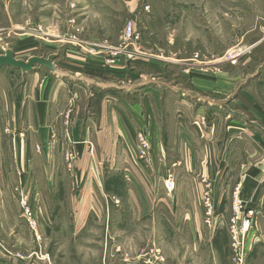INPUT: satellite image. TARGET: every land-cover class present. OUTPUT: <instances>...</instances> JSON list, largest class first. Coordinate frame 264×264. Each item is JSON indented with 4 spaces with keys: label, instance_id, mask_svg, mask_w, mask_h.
<instances>
[{
    "label": "rangeland",
    "instance_id": "1",
    "mask_svg": "<svg viewBox=\"0 0 264 264\" xmlns=\"http://www.w3.org/2000/svg\"><path fill=\"white\" fill-rule=\"evenodd\" d=\"M42 9L55 15L50 20L46 15L39 18L43 32L39 28L35 33L31 10L45 13ZM128 21L136 25L140 40L126 50L139 41L147 48L157 45L171 58L184 54L203 74L215 78L221 72L228 74L229 94L222 103L240 114L234 118L241 120L239 125L263 136L254 157L242 152L247 159L240 167L247 168L251 162L260 165L264 154V0H0V54L12 49L23 60L47 57L60 49L47 50L43 43H55L61 35L74 33L71 41L85 47L86 53L94 55L95 43L103 42L110 44L115 56L114 48L125 44L122 36ZM237 50L239 54L232 57ZM62 58L61 53L54 60L60 64ZM34 69L53 73L41 66ZM0 70L22 72L11 66ZM170 70L177 75L179 69ZM91 99L90 93H78L64 109H70L71 116L74 111L91 112ZM232 116L229 113V119ZM251 123L255 126L250 127ZM57 127L55 145L49 151L35 146L21 177L14 135L5 128L7 141H1V157L5 156L0 164V256L3 252L7 264H264V185L259 198L253 199L239 187L241 200L257 209L240 256L232 234L236 189L226 196V209H221L222 202L211 189L200 197L187 189L173 195L174 180L168 175L166 193L152 190L146 196L147 208L142 210L139 195L132 200L126 193L127 173L122 162H109L108 154L98 156L97 151H104L91 143L83 154L72 132L61 129V123ZM141 135L150 141L145 153L139 151ZM135 150L139 168L154 170L150 134L139 130ZM116 151L119 156L113 147ZM95 171L101 178L95 177ZM93 185L103 187L101 204L95 194L81 190ZM208 199L211 209L206 207Z\"/></svg>",
    "mask_w": 264,
    "mask_h": 264
},
{
    "label": "crops",
    "instance_id": "2",
    "mask_svg": "<svg viewBox=\"0 0 264 264\" xmlns=\"http://www.w3.org/2000/svg\"><path fill=\"white\" fill-rule=\"evenodd\" d=\"M31 12L35 33L42 29L38 26L39 18L46 15L50 20L55 15L50 11ZM73 34L61 35L55 43H43L47 50L60 49L52 52L54 58L63 54L60 64L54 60L58 74L43 69L22 74L0 70V115H3L0 120L4 124L0 128L1 165L6 127L14 135L16 161L22 165L18 171L21 177L35 146L49 151L55 145V131L61 123V129L71 131L73 140L82 145L79 148L83 154L91 143L104 151H97L98 156L108 154L109 162H122L127 173L126 193L132 200L139 195L142 210L147 208L146 196L152 190L166 193L164 182L168 175L174 180L173 195H181L187 189L186 192L200 197L211 189L215 199L222 202L221 209H226V196L237 187L245 191L247 198H259L264 185V154L260 165L251 162L245 168L240 163L247 159L243 151H248L249 158L257 154L263 136L239 125L241 120L234 119L239 113L229 119V111L222 103L230 89L227 73L221 72L216 78L208 76L199 72L197 64L187 60L184 54L167 57L157 45L147 48L140 41L129 50L122 46L114 48L115 56L110 44L98 42L96 53L90 55L85 47L71 41ZM153 48L157 51L153 52ZM129 52L131 58L127 56ZM175 66L179 69L177 75L170 70ZM78 93H90L89 106L94 109L86 113L78 111V115L74 111L75 116H71L70 109L64 107L74 102ZM139 130L150 134L154 170H142L138 166L135 145ZM113 147H117L119 156ZM91 154L94 159L95 153ZM95 177L101 178L97 171ZM102 188L93 185L81 190L95 194L97 204H101ZM1 254L0 264H7V257Z\"/></svg>",
    "mask_w": 264,
    "mask_h": 264
},
{
    "label": "built area",
    "instance_id": "3",
    "mask_svg": "<svg viewBox=\"0 0 264 264\" xmlns=\"http://www.w3.org/2000/svg\"><path fill=\"white\" fill-rule=\"evenodd\" d=\"M122 38L125 42L123 46L124 49L128 47V45H134L136 41L139 40V33L137 32L133 21H128L126 23ZM238 54L239 50H237L234 55H232V57H235ZM127 56L131 58L133 55L129 52L127 53ZM140 141L141 144L139 143V151H141V153H145L146 150L150 147V141H148V139L143 135H141ZM239 190L240 188L237 187L234 191L235 200L233 208L236 212V218L233 221L236 223V225L232 227V234L233 239L236 242L234 243V246H236L237 248L239 244V254L240 256H243V248H241V243L245 241L246 234L252 226L253 221H255L257 209L255 206H249L245 202H243V200H241ZM206 207L210 209L212 208V202L210 201V199L206 201ZM244 210H246V212H244Z\"/></svg>",
    "mask_w": 264,
    "mask_h": 264
},
{
    "label": "water",
    "instance_id": "4",
    "mask_svg": "<svg viewBox=\"0 0 264 264\" xmlns=\"http://www.w3.org/2000/svg\"><path fill=\"white\" fill-rule=\"evenodd\" d=\"M11 66L15 69H20L22 72L27 73L32 71L36 66H41L49 69L53 73H60L59 69L54 63V55L49 56H32L27 60L17 58L12 49H7L5 53L0 54V68ZM227 111L232 115H237L236 112L227 108Z\"/></svg>",
    "mask_w": 264,
    "mask_h": 264
}]
</instances>
